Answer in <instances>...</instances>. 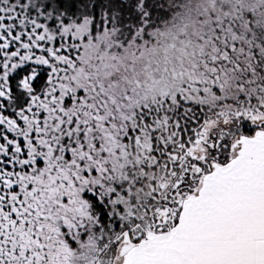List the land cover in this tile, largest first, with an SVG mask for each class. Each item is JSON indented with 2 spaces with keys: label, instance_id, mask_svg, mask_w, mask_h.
I'll return each instance as SVG.
<instances>
[{
  "label": "snow or ice",
  "instance_id": "snow-or-ice-1",
  "mask_svg": "<svg viewBox=\"0 0 264 264\" xmlns=\"http://www.w3.org/2000/svg\"><path fill=\"white\" fill-rule=\"evenodd\" d=\"M0 264H264V0H0Z\"/></svg>",
  "mask_w": 264,
  "mask_h": 264
}]
</instances>
